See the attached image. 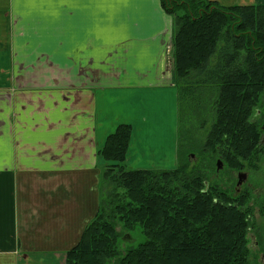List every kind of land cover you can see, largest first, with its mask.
Returning <instances> with one entry per match:
<instances>
[{
    "label": "crops",
    "instance_id": "1",
    "mask_svg": "<svg viewBox=\"0 0 264 264\" xmlns=\"http://www.w3.org/2000/svg\"><path fill=\"white\" fill-rule=\"evenodd\" d=\"M173 31L160 0H0V264H66L100 210L98 151L119 124L133 127L127 159L152 126L150 148L166 150Z\"/></svg>",
    "mask_w": 264,
    "mask_h": 264
},
{
    "label": "trees",
    "instance_id": "2",
    "mask_svg": "<svg viewBox=\"0 0 264 264\" xmlns=\"http://www.w3.org/2000/svg\"><path fill=\"white\" fill-rule=\"evenodd\" d=\"M160 1L174 24L179 165L127 169L133 127L119 124L98 151L108 162L102 182L114 185L110 200L105 185L100 210L66 264H250L255 221L247 194L232 195L208 169L219 157L234 170L257 167L261 158L254 115L264 105V5ZM194 121L210 122L202 149L208 164L192 165L181 149ZM120 225L140 227L146 240L122 251Z\"/></svg>",
    "mask_w": 264,
    "mask_h": 264
},
{
    "label": "rangeland",
    "instance_id": "3",
    "mask_svg": "<svg viewBox=\"0 0 264 264\" xmlns=\"http://www.w3.org/2000/svg\"><path fill=\"white\" fill-rule=\"evenodd\" d=\"M173 19V18H172ZM173 39V38H172ZM173 43V42H172ZM170 61V72L169 76L174 75V61H173V54ZM167 62V60H166ZM167 83V81H165ZM179 98V97H178ZM180 116V107L178 102V111L175 121L172 122V132L171 136L168 135L167 131V141H166V150L164 152H157L155 149H151L150 146L155 145V134L153 126L151 128L141 129L140 131L147 135L148 138V148L143 146V148H136L133 146L131 149V153L133 152L134 155L127 159L126 167L127 169H136L138 167H153L154 169L157 168H172L173 166L179 165V156H178V146L179 144V136L178 129H179V118ZM187 134L189 135L188 141L184 142L183 148H181L185 153L186 156L190 159L192 165H202L204 162L206 164L209 163V159L207 158L203 161V143L205 140V136L210 126V122L207 123L205 126H201L198 122L194 121L192 123L186 124ZM166 127L168 128L169 125L167 124ZM173 133L175 135L174 140H172ZM134 134V133H133ZM175 147H174V146ZM263 150V149H262ZM175 151V152H174ZM176 153V158H175ZM165 161L162 162L163 157H165ZM214 159V163L211 162L213 168H209L210 170V180L212 182L218 181L219 184L223 185L225 189H228L232 195L237 196L239 193L237 192V186L239 181V173L240 171H244L248 173L247 180L243 189L247 190L248 192L247 197L249 200V205L252 206L253 211V218H254V225L250 229L248 238H249V248H250V264H264V150L262 151L261 158L257 162V167L254 168H243L241 170H234L230 169L224 162L223 167L218 171V160ZM107 161V160H106ZM145 169V168H143ZM106 169L103 168V172ZM103 180L104 177H103ZM99 187L102 189L103 186L106 185L108 188L107 198L106 201L110 200L109 194L113 192L114 185L103 183L99 179ZM245 190L243 192H245ZM242 192V191H241ZM107 207L105 206V209ZM118 230L121 231L122 238L119 240V247L122 251L126 249H130L133 247L138 246L140 243L146 240L145 235L142 233L141 228L137 227L134 231L127 232L125 229L122 228L120 225ZM124 234V235H123ZM110 264H115L114 261Z\"/></svg>",
    "mask_w": 264,
    "mask_h": 264
},
{
    "label": "flooded vegetation",
    "instance_id": "4",
    "mask_svg": "<svg viewBox=\"0 0 264 264\" xmlns=\"http://www.w3.org/2000/svg\"><path fill=\"white\" fill-rule=\"evenodd\" d=\"M254 117H255L254 120L256 122H260V125H261L262 135H261V141L260 142H261V148L264 150V105H263V107H261V109H259L257 111V113L254 115ZM240 172H244V171H240ZM245 182L246 181H243L240 185L237 186V192L239 194L248 192L247 190L243 189ZM244 190H245V192H243ZM263 257H264V255H263Z\"/></svg>",
    "mask_w": 264,
    "mask_h": 264
},
{
    "label": "water",
    "instance_id": "5",
    "mask_svg": "<svg viewBox=\"0 0 264 264\" xmlns=\"http://www.w3.org/2000/svg\"><path fill=\"white\" fill-rule=\"evenodd\" d=\"M218 171L223 167V161L222 159H219L218 160ZM247 177H248V173L246 172H240L239 173V182H238V185H240L243 181H246L247 180Z\"/></svg>",
    "mask_w": 264,
    "mask_h": 264
}]
</instances>
